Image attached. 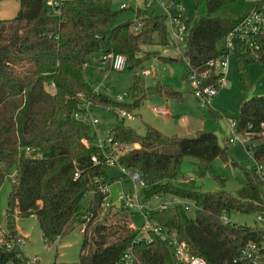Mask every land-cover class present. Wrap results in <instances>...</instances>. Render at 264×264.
<instances>
[{
    "label": "trees",
    "instance_id": "16d2710c",
    "mask_svg": "<svg viewBox=\"0 0 264 264\" xmlns=\"http://www.w3.org/2000/svg\"><path fill=\"white\" fill-rule=\"evenodd\" d=\"M16 1V14L0 19V184L14 168L1 235L14 242L15 217L34 216L47 245L83 225L74 264H118L126 248L132 250L134 264H176L160 236L146 230L145 238L139 229L129 226L128 209L121 205L102 208L104 194L98 191L96 179L108 180L102 151L109 146H97L91 126L73 117L74 112L85 113V101L106 109L132 111L152 94L181 100V94L168 85L156 82L146 87L141 76L132 73L129 101L116 102L93 91L82 75L91 56L100 61L103 56L120 55L124 58L121 71L141 69L150 55L162 62L174 60L142 48L172 44L166 16L137 9L131 10L132 17L118 19L120 11L127 9L113 10L112 0H63L57 14L44 0ZM244 1L203 0L205 16L184 17V40L177 47L183 78L194 72L202 83L215 84L218 74L208 63L225 53L221 41L233 32L239 19L211 15L225 4ZM253 7L261 9L264 17V0L256 1ZM230 54L240 72L253 63L261 64L264 82V22L252 36L234 34ZM49 83L53 89L46 88ZM207 113L220 121L219 112L208 104ZM114 115L117 121L107 135L110 144L138 146L116 161L139 174L140 200L167 195L194 205L192 218L181 204L150 209L148 221L161 234L183 241L189 254L205 264H227L247 241L264 237V227L221 220L223 216L229 219L233 212L264 213V95L245 99L234 120L236 134L249 139L245 150L254 163L241 169L244 183L234 194L224 189L201 192L175 183L184 157L193 159V174L198 178H219L209 166L215 158L225 166H235L228 156V144H220L215 132L166 135L144 124V132L138 134ZM91 156L96 157V163L91 162ZM122 180H127L124 175ZM88 192L91 199L82 209L80 201ZM22 255L16 246L0 247V261L25 264Z\"/></svg>",
    "mask_w": 264,
    "mask_h": 264
},
{
    "label": "rangeland",
    "instance_id": "374dc122",
    "mask_svg": "<svg viewBox=\"0 0 264 264\" xmlns=\"http://www.w3.org/2000/svg\"><path fill=\"white\" fill-rule=\"evenodd\" d=\"M151 1V5L148 8H144L141 2L137 7L140 10H146L155 15L173 16L176 13L173 6H168L166 9L159 3L160 0ZM161 1L169 5L170 3L180 4L183 9L181 13L183 19L189 14L195 16L206 15L203 0ZM256 1L258 0H245L242 4H225L212 13L211 16L231 20L241 19L250 12ZM120 2L128 3L130 1L112 0V9L117 10ZM17 9L18 4L16 0H1L0 19L12 18L16 14ZM130 17H132L130 9L120 11L118 14V19ZM142 48L144 51H155L161 56L174 59L162 62L152 55L146 58L142 62L141 69H152L153 74L141 76L144 86L152 87L156 82H161L168 85L173 91L179 92L182 98L181 100L165 99L161 95L152 94L142 102L138 109L127 111L133 115L132 119L117 116V119H122L125 125L133 128L138 134L144 132V124L154 126L166 135L192 136L197 131L208 130L217 134L220 144H228L226 139L231 135L227 131L225 119L234 121L237 118L239 107L245 99L255 95H264V82L261 78L263 66L259 63H253L246 70L240 72L235 57L228 54L226 58L227 69L224 76V86L219 89L208 103V106L212 110L219 112L221 116L220 121H214L207 113V105H203L197 101L188 81L182 77L184 67L180 61L179 50L174 43L172 42V44L166 46L147 45ZM141 69L138 67L134 71H115L108 68L106 62H101L96 56H91L87 59L82 69V75L93 91L105 94L111 99L117 95L126 93V96H123V102H128V87L131 75L133 73L136 76H140ZM85 105H87V113H85L84 117L87 120H97V123L91 126V129L94 131V143H99L101 149L104 148V145L109 146L108 150L103 149L102 151L104 157L111 156L117 159V157L125 152L137 148L136 144L114 146L110 142H107L108 132L117 121L114 115L115 113L118 115L117 109H106L103 106L94 105L87 101H85ZM157 108L166 109L168 115L157 114L154 111ZM241 139L243 142L236 141L228 144V156L235 163V166H225L218 158L210 162V169L215 176L219 177L218 179H214L209 175L204 178L196 177L193 174V159L191 157H184L175 183L181 187H192L201 192L224 189L234 194L244 183L241 169L250 168L254 165L253 160L245 150V145L249 139L247 136H241ZM115 166L107 168L109 186L107 199L102 204L103 209L121 205L117 198L121 190L128 197L134 193L132 183L129 180L121 181L122 175ZM13 180L14 168L12 167L8 170L7 178L0 184V238L1 232H5L4 212L6 198ZM138 188L139 186L137 185L135 188L137 192ZM262 196L264 198V185L262 186ZM90 199L91 193L88 192L80 201L82 209L87 207ZM171 199L172 197L167 195L157 200L152 199L149 207L153 209L159 204L170 202ZM129 213L131 215L130 224L133 228L139 229V234L143 235L147 226L142 213L135 209H129ZM186 214L192 218L194 216V208L189 207L186 210ZM257 215L261 218L257 219ZM229 221L239 225L264 227V213L258 214L253 211L249 213L233 212L229 215ZM14 223L17 231L21 233L17 232L15 243L27 259L36 257L39 259L37 264H74L78 261L82 240V226L76 227L71 232L57 238L51 245H47L41 238L34 216L15 217Z\"/></svg>",
    "mask_w": 264,
    "mask_h": 264
},
{
    "label": "built area",
    "instance_id": "2783aa9c",
    "mask_svg": "<svg viewBox=\"0 0 264 264\" xmlns=\"http://www.w3.org/2000/svg\"><path fill=\"white\" fill-rule=\"evenodd\" d=\"M63 0H44V4L49 7L53 13H58L59 6L61 5ZM130 2L124 3L120 2L118 9H130L132 11H135L139 9L137 6L141 2L144 6V8H148L151 5V0H129ZM159 3L164 7L168 8V6H173L175 8L176 13L173 16H166V24H167V31L168 36L171 38L172 42L176 47H179L183 43L184 40V33H185V25L183 22V17L181 16V13L183 11L182 6L180 4H174L170 3L167 4L164 1H159ZM264 22V17L262 10L257 7H252L250 12L239 19V22L235 26L232 33H229L226 35L223 40L221 41L222 47L225 49V53H223L221 56H219L218 59H216L213 62H209L208 65H212L214 68V71L218 74L217 79L215 81L214 85H206L201 82L200 79H198L194 72L187 75V81L192 89V93L194 97L197 99V101L203 105H207L210 101V99L216 95V93L219 91L221 87L224 86V76L227 69V63L226 58L227 55L231 52V37L235 35H249L252 36L256 34L260 28L262 27ZM101 62H106L107 67L115 70V71H121L124 66V58L120 55H107L103 56L100 60ZM153 70L152 69H141L139 75L140 76H147L152 75ZM203 77V75H202ZM47 89H53V84L49 83L46 86ZM123 96H126V93H122L120 95H117L113 97V100L116 102L123 101ZM88 104V103H87ZM87 105L84 104L85 113H87ZM156 113L165 114L166 111L162 108L154 109ZM85 113L80 114L77 112L73 113V117L82 121H86L90 126L95 125L97 123V120L95 119H86ZM118 115L122 118H129L132 119L133 115H131L129 112L125 110H118ZM226 125H227V131L230 133V137H227L226 142L234 143L236 141L243 142L241 137L236 134L235 128H234V121L230 119H225ZM110 139L107 138V142H109ZM99 142V141H98ZM97 146L101 147L99 143H96ZM128 146V145H123ZM104 157V156H103ZM105 158V164L108 167H117L119 169V172L121 175H124L133 185L134 193L130 195L129 197L124 193L123 190H121L118 193V200L121 203V206H123L126 209H135L138 212L142 213L145 224L147 226L146 230H151L154 234L157 236H160L166 246L169 248L171 256L176 264H205L204 261L197 257L189 254L187 245L183 241H178L174 236H166L161 234L160 230L157 227H154L149 221H148V212L150 211L149 207V200H140L138 192L136 191V186L141 184L140 176L136 171L128 170L124 168L123 166L119 165L115 158L111 156L104 157ZM91 162L96 163L97 159L95 156L90 157ZM115 163V164H114ZM77 176V171L74 173V177ZM96 182L98 183V191L103 193V199L102 202H105L108 195V182L102 181L101 178H97ZM156 198V197H153ZM173 204H181L184 209H188L189 207H194L193 203L184 199H179L177 197H172L171 201L168 203H162L157 206V208L165 207L167 205H173ZM257 219H260V216L256 217ZM222 222L227 223L230 222L229 219L226 216H223L221 218ZM81 231H83L84 227L81 225ZM143 231V230H141ZM146 231L143 232V235L146 238ZM16 240L13 242L11 239H6L3 235H1L0 238V247L4 249H10L12 246H16ZM25 257L24 255H22ZM37 261L39 262V259L36 257H31V259H27L25 257V264H37ZM134 256L132 253V250L130 248H126L124 252L121 255V258L118 262V264H134ZM0 264H11L6 261H0ZM227 264H264V237L258 241H247L243 246H241L236 253L230 258L229 262Z\"/></svg>",
    "mask_w": 264,
    "mask_h": 264
},
{
    "label": "crops",
    "instance_id": "0c3cea01",
    "mask_svg": "<svg viewBox=\"0 0 264 264\" xmlns=\"http://www.w3.org/2000/svg\"><path fill=\"white\" fill-rule=\"evenodd\" d=\"M97 58H98V60H99V57L98 56H96ZM163 97V96H162ZM166 99V98H165ZM165 111H166V113L165 114H163V115H168V112H167V110L166 109H164ZM158 114V113H157ZM225 123V122H224ZM151 126V125H150ZM224 126V125H223ZM152 127H154V126H152ZM155 128V127H154ZM137 146V145H136ZM138 147V146H137ZM126 178V177H125ZM127 179V178H126ZM128 180V179H127ZM113 181V180H112ZM121 181H123L122 179H121ZM107 182H108V180H107ZM111 183H113V182H111ZM161 197H156V198H152V199H155V200H157V199H160ZM151 199V200H152ZM151 200H149V204H150V201ZM155 208H157V206L155 207ZM32 217V216H31ZM129 226L130 227H132V225L131 224H129ZM16 231H17V229H16ZM18 233H20L19 231H17ZM3 232H1V234H2ZM21 234V233H20Z\"/></svg>",
    "mask_w": 264,
    "mask_h": 264
},
{
    "label": "water",
    "instance_id": "95a60500",
    "mask_svg": "<svg viewBox=\"0 0 264 264\" xmlns=\"http://www.w3.org/2000/svg\"><path fill=\"white\" fill-rule=\"evenodd\" d=\"M20 155H21V156L23 155V151H20Z\"/></svg>",
    "mask_w": 264,
    "mask_h": 264
}]
</instances>
